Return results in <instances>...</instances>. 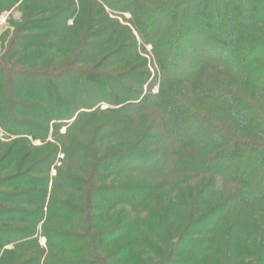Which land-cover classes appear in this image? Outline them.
Here are the masks:
<instances>
[{"label":"trees","instance_id":"1","mask_svg":"<svg viewBox=\"0 0 264 264\" xmlns=\"http://www.w3.org/2000/svg\"><path fill=\"white\" fill-rule=\"evenodd\" d=\"M249 2L0 0L21 14L0 53V264H264V0ZM136 33L161 72L151 96Z\"/></svg>","mask_w":264,"mask_h":264},{"label":"rangeland","instance_id":"2","mask_svg":"<svg viewBox=\"0 0 264 264\" xmlns=\"http://www.w3.org/2000/svg\"><path fill=\"white\" fill-rule=\"evenodd\" d=\"M250 2L252 3V0H250ZM19 4L20 3H18L17 5H19ZM219 10H220L219 7L216 6L214 11L216 13V11L219 12ZM20 16H21V14L18 11V9H13L12 11L4 12L2 15H0V53L4 51L3 40H5L4 38H6V34H8L9 31H13V29H14L12 27L11 23H10V20L11 19L12 20H18L20 18ZM112 16L117 18V19H119L123 24L130 25V19H131V14L130 13L125 12V13H120L118 15L113 14ZM71 22H72V20H70V23ZM187 34L189 36L190 33H187ZM136 36L138 37V41H139L140 46L143 47V50H141L140 53H141L142 56H145L146 58H148L150 69L152 71V76L149 78V81L147 83L148 85L145 86V93L143 94V96H145V95L151 96V94L157 93L159 91V89H160L161 72H160V68H159V64H158V61H157L156 54H155L154 49H153V45L142 42L141 39L139 38V36L137 35V33H136ZM220 39L221 40H219L216 43H212V42L211 43H207V46H208L207 49L209 50L210 54H215V50L214 49L217 48L219 45L223 46L225 44V42L222 40V38H220ZM7 40L8 39H6V41ZM200 55H203V54H200ZM190 61H191L190 58H187L185 60V62L182 64V65H184L183 66L184 68L180 69L179 71L191 69L192 68L191 67L192 63ZM231 62H232L233 65L237 66V62L235 61L234 58L231 60ZM209 71H210V69H209ZM149 86H151V88H149ZM140 102H144V101H142V98L137 100V101H133L131 103H137L138 104ZM108 106L109 105L107 103H101L100 104V108L101 109H105ZM106 118L107 117L102 118L100 120H97L96 125H100L101 122L104 119H106ZM114 142H116V141H114ZM35 143L36 144H40V141L37 140ZM62 156H63V154H60V158H62ZM58 164H60V162ZM53 172L55 173V171H53ZM42 242L43 243L45 242V240L43 238H42Z\"/></svg>","mask_w":264,"mask_h":264}]
</instances>
